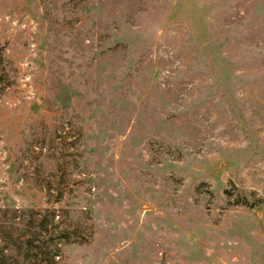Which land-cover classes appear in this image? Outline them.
Returning a JSON list of instances; mask_svg holds the SVG:
<instances>
[{
    "label": "rangeland",
    "instance_id": "obj_1",
    "mask_svg": "<svg viewBox=\"0 0 264 264\" xmlns=\"http://www.w3.org/2000/svg\"><path fill=\"white\" fill-rule=\"evenodd\" d=\"M0 264H264V0H0Z\"/></svg>",
    "mask_w": 264,
    "mask_h": 264
},
{
    "label": "trees",
    "instance_id": "obj_2",
    "mask_svg": "<svg viewBox=\"0 0 264 264\" xmlns=\"http://www.w3.org/2000/svg\"><path fill=\"white\" fill-rule=\"evenodd\" d=\"M225 193V195H227L228 197H229V195H230V192L229 191H225L224 192ZM238 205V204H237ZM241 205H244L245 207H249V208H253V207H255V206H252V205H254V204H252V205H248V203L247 202H245V203H242ZM38 227H42V223L40 222L39 224H38ZM8 240V239H7ZM34 240L31 238L30 240L28 239L27 240V242L26 243H28V244H30V243H32Z\"/></svg>",
    "mask_w": 264,
    "mask_h": 264
}]
</instances>
